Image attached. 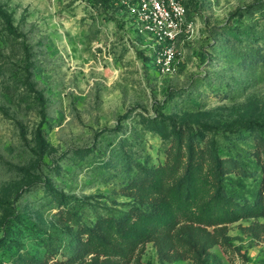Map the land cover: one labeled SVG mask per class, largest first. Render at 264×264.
<instances>
[{"label":"rangeland","instance_id":"rangeland-1","mask_svg":"<svg viewBox=\"0 0 264 264\" xmlns=\"http://www.w3.org/2000/svg\"><path fill=\"white\" fill-rule=\"evenodd\" d=\"M190 4L164 76L115 7L0 0V264H264V0Z\"/></svg>","mask_w":264,"mask_h":264},{"label":"built area","instance_id":"built-area-1","mask_svg":"<svg viewBox=\"0 0 264 264\" xmlns=\"http://www.w3.org/2000/svg\"><path fill=\"white\" fill-rule=\"evenodd\" d=\"M123 16L122 23L135 35L160 75H175L183 65L180 37L190 39L195 24L189 19L191 0H107ZM97 6H105L102 1ZM109 10V9H107ZM119 11V12H118Z\"/></svg>","mask_w":264,"mask_h":264},{"label":"trees","instance_id":"trees-1","mask_svg":"<svg viewBox=\"0 0 264 264\" xmlns=\"http://www.w3.org/2000/svg\"><path fill=\"white\" fill-rule=\"evenodd\" d=\"M93 3H96V2H99V1H102L103 5L105 6V8L108 7V1L107 0H91ZM95 5V4H94ZM191 4H189V7H190ZM191 8V7H190Z\"/></svg>","mask_w":264,"mask_h":264}]
</instances>
